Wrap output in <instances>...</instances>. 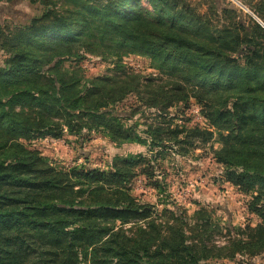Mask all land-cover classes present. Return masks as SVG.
Wrapping results in <instances>:
<instances>
[{"label":"trees","instance_id":"obj_1","mask_svg":"<svg viewBox=\"0 0 264 264\" xmlns=\"http://www.w3.org/2000/svg\"><path fill=\"white\" fill-rule=\"evenodd\" d=\"M60 2L0 32V264H203L263 253V28L230 16L218 30L186 0ZM87 56L105 58L110 74L88 77ZM131 56L146 58L155 78L126 68ZM192 99L204 127L180 119ZM138 115L145 124L132 123ZM93 133L146 146L150 156L65 170L27 144ZM207 145L259 219L235 228L224 247L211 243L222 232L207 209L189 219L132 194L140 174L164 191L148 172L159 158Z\"/></svg>","mask_w":264,"mask_h":264},{"label":"rangeland","instance_id":"obj_2","mask_svg":"<svg viewBox=\"0 0 264 264\" xmlns=\"http://www.w3.org/2000/svg\"><path fill=\"white\" fill-rule=\"evenodd\" d=\"M241 1L243 3L240 1L237 3L234 0H186V3L191 4L197 12L207 14L212 27L218 30L231 24V19H227L230 16H233L246 29H251L256 24L264 30L262 0L257 1L255 7L248 5L246 1ZM53 3H56L57 9L63 7L60 0H0V32L28 25L32 19L40 17L46 7L54 8ZM144 6H148L146 1ZM244 33L241 32V34ZM260 41L264 45V40ZM243 53L240 52L237 58L243 56ZM6 58L7 55L0 51V64ZM67 65L70 64L67 63ZM124 65L142 75L152 74L154 78L156 76L155 71L149 68V61L144 57H128L124 60ZM82 67L88 77H94L110 74L109 69L112 66L103 57L87 56ZM133 103L134 99H130L126 106L121 108H127ZM170 112L175 114L173 109ZM154 113L153 110L148 114L154 115ZM149 119V122H152L151 119H154V116ZM180 119H190L188 125L198 124L204 127L206 123L199 105L193 99L184 118ZM137 120L145 124V117L138 115L132 123ZM177 123L181 124L182 121L179 120ZM141 128L146 129L143 125ZM214 140L210 144L218 148L219 145ZM27 144L29 148L39 151L50 165L65 170L75 166L107 169L118 157L137 154L150 156L146 146L113 143L104 136L94 133L84 139L66 135L61 140L38 139ZM210 147L211 145H207L202 150H188L180 147L178 149L180 153L171 152L165 159L159 158L157 162L151 164L148 172L154 173L157 177L153 181L164 184V191L159 192L151 185L152 183L150 184L148 176L140 174L133 184L132 194L141 201L155 205L159 213L168 208L179 213H186L190 219L201 208L207 209L212 212L213 219L217 221L222 232L214 236L211 243L224 247L231 236H235V228L246 224L255 227L259 219L248 211V203L252 197L241 193L238 188L225 181L223 167L216 164L208 153ZM228 230H231V235ZM203 264H264V252L255 257L237 254L233 260L211 259Z\"/></svg>","mask_w":264,"mask_h":264},{"label":"crops","instance_id":"obj_3","mask_svg":"<svg viewBox=\"0 0 264 264\" xmlns=\"http://www.w3.org/2000/svg\"><path fill=\"white\" fill-rule=\"evenodd\" d=\"M237 1H240L241 3H243L241 0H237ZM243 1H246V3H247L248 5H250V6H252V7H255V6H256L255 3H256L257 1H260V0H256V1H254V0H243ZM262 2H263V4H264V0H262ZM246 7H248V6L246 5Z\"/></svg>","mask_w":264,"mask_h":264},{"label":"built area","instance_id":"obj_4","mask_svg":"<svg viewBox=\"0 0 264 264\" xmlns=\"http://www.w3.org/2000/svg\"><path fill=\"white\" fill-rule=\"evenodd\" d=\"M235 2H237L236 0H234ZM238 3V2H237Z\"/></svg>","mask_w":264,"mask_h":264}]
</instances>
